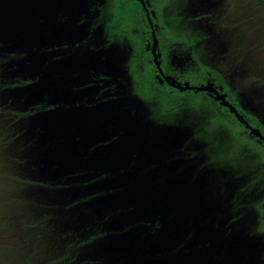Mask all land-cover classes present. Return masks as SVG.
<instances>
[{
  "label": "flooded vegetation",
  "instance_id": "flooded-vegetation-1",
  "mask_svg": "<svg viewBox=\"0 0 264 264\" xmlns=\"http://www.w3.org/2000/svg\"><path fill=\"white\" fill-rule=\"evenodd\" d=\"M54 11L46 33L38 15L47 40L34 52L49 57L45 67L78 64L65 85L33 100L26 88L40 78L12 65L28 56L0 52V120L13 131L4 142H13L12 158L22 171L12 174L21 200L54 228L51 264H139L135 254L124 258L110 250V241L140 231L149 243L165 219L157 213L114 226L111 216L125 210L92 205L106 192L59 197L117 175L106 163L43 181L27 154L48 146L37 145L39 130L33 133L31 122L75 108L99 116L85 129L71 124L66 131L73 157L86 160L118 146L127 153L118 175L152 172L151 186L168 182L186 202L202 203L191 220L184 211L182 245L167 253L170 264L191 239L219 227L225 238L239 235L251 257L246 264H264L262 6L254 0H55ZM60 72L53 73L56 80L64 77ZM146 258V264L154 260Z\"/></svg>",
  "mask_w": 264,
  "mask_h": 264
},
{
  "label": "water",
  "instance_id": "water-1",
  "mask_svg": "<svg viewBox=\"0 0 264 264\" xmlns=\"http://www.w3.org/2000/svg\"><path fill=\"white\" fill-rule=\"evenodd\" d=\"M54 8L55 0H0V43L4 46L0 52L4 55L26 54L28 56L26 60H18L12 65L14 64L19 71L28 73L30 77L40 78L39 82L26 88L33 100L50 94L57 87L61 88L62 83L67 82L65 77L69 75L70 68L78 65L74 61H68L45 67L49 57L44 56L43 59H38V53L34 52V49L43 46L47 40L44 33L47 32L46 29L52 27ZM39 14L45 19L44 33L39 26ZM55 71H61L60 74L64 77L56 80L53 77ZM98 116L99 114L94 115L81 108L70 111L59 109L35 116L30 130L33 133L39 130V133L35 134L40 139L37 145L41 142L44 147H48L44 151L39 147L33 148L34 152H30L28 158L38 165L39 175L44 182H52L70 175L75 176L76 174L71 171L78 172L81 171L78 170L79 168L94 164L99 166L106 163L113 167L117 175H111L91 186L66 189L59 197L62 199L68 197L72 191L76 194L86 192L90 194L92 191L106 192L105 195L94 200L92 205L98 209L125 210L126 212L119 216H111L108 223L114 226L135 222L152 214L165 215L160 232L154 235L149 243L147 239H142L140 231H135L117 240H111L109 248L114 252L123 251L124 258L126 253L135 254L139 258V264H146L147 255L154 258L150 264H170L167 253L171 249L177 251V248L182 245L184 211L186 210L187 219L191 220L195 214L192 210L196 206H201L202 203L186 202L181 188L176 189L174 186L166 188L168 182L155 187L151 186L150 184L154 181L152 172H141L136 177L133 172L127 170L124 174L118 175V168H121L123 163L122 157L127 154L125 151L120 152L121 148L118 146L109 149L110 152L86 160H80L77 155L73 157L71 150L74 144L66 138L68 136L66 131L71 124L78 129H85V123L97 119ZM58 127L61 130L60 133H58ZM87 130L91 136L92 128ZM112 155L113 158H111ZM137 183L140 185L138 186ZM65 185H69V182ZM169 216L171 218H168ZM221 220L222 218L219 226L223 224ZM220 229V227L214 229L215 232L204 230L191 239L187 249L183 251L184 256H181L179 251L172 256V258L181 257L180 260L173 261V264H246L251 257L244 243L239 242L241 241L237 238L239 235L225 238L220 233ZM234 239H236L235 244L232 243Z\"/></svg>",
  "mask_w": 264,
  "mask_h": 264
},
{
  "label": "rangeland",
  "instance_id": "rangeland-1",
  "mask_svg": "<svg viewBox=\"0 0 264 264\" xmlns=\"http://www.w3.org/2000/svg\"><path fill=\"white\" fill-rule=\"evenodd\" d=\"M4 99H6V97ZM2 103L4 104V101L1 99L0 104ZM35 118L36 117H34L33 120H35ZM12 137L13 131L11 130V126L6 125V122L0 120V229L2 222L5 223L7 218L8 222L14 219V214H21V212L25 211L34 212V209L30 208L29 203H25L21 200V188L15 187L18 184V180L16 177L13 178L12 174L14 173L16 175V173L18 174L19 172L21 174L22 171L21 168H18L14 164L13 158L17 157V155L13 153V142H4V140L12 139ZM25 216H27V214H25ZM16 217V226L22 227V223L19 220L21 216L16 215ZM29 218L33 217L29 216ZM3 228L6 229V232L9 231V233H0V264H20L18 257L23 256V254H21L23 244H19V242H21L23 235L21 232L15 234L10 224H4ZM28 238L32 240L35 237L30 235ZM48 253L47 259L54 260L56 251L50 250Z\"/></svg>",
  "mask_w": 264,
  "mask_h": 264
},
{
  "label": "trees",
  "instance_id": "trees-1",
  "mask_svg": "<svg viewBox=\"0 0 264 264\" xmlns=\"http://www.w3.org/2000/svg\"><path fill=\"white\" fill-rule=\"evenodd\" d=\"M258 2L264 9V0H254ZM27 214V216H25ZM16 215H20V222L22 227L16 226L15 220L17 219ZM25 216V217H24ZM29 216L33 218H29ZM13 220L11 222L7 221L1 224V232H6V229L3 228L4 224H10L14 229L15 234L21 232L23 238L19 244H23L22 253L23 256L18 257L20 264H51L55 262L54 260H48L47 255H49L50 250H54L53 237V226L48 224V220L44 217L42 220H38L35 216V212H21V214H14ZM19 224V223H18ZM50 226V228L48 227ZM7 234L9 231L6 232ZM32 235L34 239H29L28 237Z\"/></svg>",
  "mask_w": 264,
  "mask_h": 264
}]
</instances>
